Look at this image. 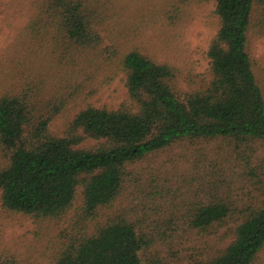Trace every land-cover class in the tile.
<instances>
[{
	"label": "rangeland",
	"instance_id": "obj_1",
	"mask_svg": "<svg viewBox=\"0 0 264 264\" xmlns=\"http://www.w3.org/2000/svg\"><path fill=\"white\" fill-rule=\"evenodd\" d=\"M44 0H0V96L28 89L49 128L61 135L87 104L131 106L125 75L110 50L139 48L175 65L185 91L206 87L212 78L208 46L218 30L212 2L191 1L178 17L180 0H114L98 31L101 44L81 51L63 42L42 12ZM248 51L264 91V31H253ZM85 139L80 146L93 147ZM9 163L0 146V169ZM120 195L93 218L75 203L60 218L36 219L2 207L0 257L18 264H53L76 237L99 224L127 217L153 242L144 264H201L233 238L247 208L263 199L264 143L229 138L185 140L153 152L127 167ZM222 199L232 206L222 223L201 230L190 219L198 204ZM252 264H264V248Z\"/></svg>",
	"mask_w": 264,
	"mask_h": 264
},
{
	"label": "trees",
	"instance_id": "obj_2",
	"mask_svg": "<svg viewBox=\"0 0 264 264\" xmlns=\"http://www.w3.org/2000/svg\"><path fill=\"white\" fill-rule=\"evenodd\" d=\"M109 1L114 0H44L41 9L63 42L95 50ZM191 1L212 2L218 18L207 50L212 78L206 87L183 90L175 65L132 47L110 50L125 75L131 106L87 104L61 135L50 131V117L40 113L30 90L0 96V146L9 159L0 169L4 209L36 219L60 218L81 189V213L93 218L120 195L127 167L153 152L197 139L264 143V91L248 51L250 34L264 31V0H180L178 17ZM88 138L98 143L80 146ZM231 210L222 199L198 204L191 226L207 229ZM152 242L134 222L117 216L76 237L53 264H144ZM263 248L264 197L236 223L234 238L201 264H252ZM0 264L18 263L0 257Z\"/></svg>",
	"mask_w": 264,
	"mask_h": 264
}]
</instances>
